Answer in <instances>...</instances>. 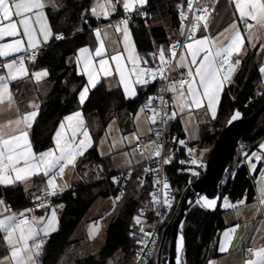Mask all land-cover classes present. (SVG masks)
<instances>
[{"label":"trees","instance_id":"1","mask_svg":"<svg viewBox=\"0 0 264 264\" xmlns=\"http://www.w3.org/2000/svg\"><path fill=\"white\" fill-rule=\"evenodd\" d=\"M182 1L147 0L144 7L138 8L140 12H147L146 17L140 15L135 17L134 23H131L134 40L141 52L147 50L151 36H159L163 31L162 27H154L148 34L145 33V23L148 22L153 11L164 9L174 20L175 27H178L177 10ZM87 3L88 0H73L69 11L70 18L65 19V25H59V19H57L54 26L55 32L61 31L65 37L62 40L53 41L35 56L38 60L37 66L47 68V81L51 83V88L47 93L38 94L40 102L38 115L30 130L31 143L35 152L52 146L53 133L59 122L66 114L73 112L78 107L77 94L84 84V78L77 73L74 64L67 62V58L88 40L87 32L89 30L80 31V27H85L87 23H95V20L90 17L87 21L81 20L79 27L77 25L80 21V14L86 8ZM19 83L20 81H14L12 86ZM155 89L156 85L150 84L143 94L139 93L133 98L126 99L118 85L109 86L105 80H101L95 88L89 91L80 109L86 116L94 115L97 118L98 127L92 133L91 146L83 151V155H80L76 161L75 169L81 177L80 181L53 201L52 205L62 204V212L57 229L44 240L42 253L38 258L39 264H129L122 260L114 261L112 255L119 248L128 253L127 256L133 264L135 244L133 239L128 236V228L131 217L137 208L148 202L152 187L138 185L137 178L141 167H137L134 168L131 177L124 185L121 195L116 197L118 192L116 182L109 176L112 170L108 168L107 157L98 153L97 142L113 118L119 121L123 130L128 131L132 116L142 105L146 96L154 94ZM263 102L264 89L257 66L256 49L247 48L241 55V63L233 73L231 81L225 85L217 116L201 127L197 146L210 148L225 120L234 109L240 110L243 115H248ZM173 126L177 127L175 124ZM262 137H264V112L253 128L241 137L243 151L247 153L254 149L257 141ZM233 167L235 173L226 178L221 192L232 198H240L244 194H247V197L251 193V186L246 175V166L244 163L236 162ZM203 168L204 165L199 167L195 174L192 171L179 172L175 162L166 167V175L171 181L175 194V206L164 220V226L173 215L187 182L194 180L203 171ZM110 195L117 198V206L115 217L106 230L104 246L98 252L86 257H77L72 251V245L75 243L73 233L77 224L96 199ZM0 196L10 206L24 209L34 195L20 183H15L0 186ZM48 208L36 211L42 212ZM224 226L222 210L219 208L206 210L193 205L183 222L186 264H205L208 256L214 253L217 235ZM158 245L143 264H156ZM166 250L167 241L163 244L162 256H165Z\"/></svg>","mask_w":264,"mask_h":264},{"label":"crops","instance_id":"2","mask_svg":"<svg viewBox=\"0 0 264 264\" xmlns=\"http://www.w3.org/2000/svg\"><path fill=\"white\" fill-rule=\"evenodd\" d=\"M72 2L73 0H44L45 8L43 9V13L45 17V22L48 28L50 29V35L48 40L44 41L43 35L39 31V25L34 24V26L37 29L36 38L38 41H40L37 47L34 48L37 54H39V52H41L48 45L53 43V41H59L65 37V34L62 33L61 31L55 32L56 30H54V26L57 19H59L58 22L59 25H65L64 24L65 19L70 18L69 11L71 10ZM97 2L98 0H88L87 6L85 9L82 10V13L80 14V21L77 24L79 27V25H81V20L87 21L90 17L93 18V20H95L94 24L87 23L85 27L82 26L79 29L80 31L89 30L87 32L88 40L85 43H83L81 46H79L73 55L67 58V62L74 64L77 73L83 76L84 78V84L79 89L77 94L78 107L73 112L66 114L59 122L55 132L53 133L52 146L40 152H35L33 150L37 154L48 151L50 149L55 150L56 147L55 134L57 131L60 130V125L62 123L65 125L64 132L67 134L68 138L71 139V131L68 128L69 122L66 120V118L69 116H74L76 112H80L82 114L83 124H85L84 129L88 124H91L92 127L94 125L93 131L98 127L97 118L94 115H88V116L84 115V113L80 109V106L85 102L89 94L88 92L84 102L81 103L80 101L81 92L86 86L89 88V91L92 89L91 85L88 84V75L84 71V57L81 53L82 49L84 48L89 49L92 65L96 70V78L98 79V83L101 80H105L109 86L118 85L123 93V96L126 99H130L135 97L139 93L143 94L144 91L147 89L148 85L135 84L134 83L135 76H132L131 80L129 81V92L131 93L134 90V94H126L125 86L120 82L119 74L115 71L116 63L111 60V57L117 54L121 55L123 57V63L125 67L130 71L132 65L128 61V52L125 49L126 46L129 49L134 47L135 53L141 58L140 67L147 68L156 64V55L159 54L161 49L164 51V54H166L167 41L175 38L178 35L179 28L175 27V24H173L174 20L171 19V17L164 9H158L156 11H153L148 22L145 23V27H146V28L144 27L145 33L148 34L151 31V29L154 27H162L163 31L159 36L158 35L151 36L150 37L151 42L150 44H148L147 50L141 52L137 48L136 42L134 40L130 20L128 18H124L122 20H117L113 22L110 21V19H114L119 15H122L130 11H125L122 6V3H118L116 4L115 10L109 11V14L107 16L93 15L91 9L96 6ZM99 2L103 3L104 0H99ZM203 2L208 3L212 9L211 16L207 23L208 27L207 29H205L204 26H202L201 24H196L193 30V34L191 36L192 39H188L186 44L194 43L195 40L202 39L205 36L210 38L218 37L217 44H219V41H223L226 36L230 35L231 33L230 25L233 23V21L235 20L239 24L238 13H236L235 4L233 0H203ZM146 4L147 2L142 7H144ZM138 8L141 7L137 6V8L135 9ZM14 19L18 20L19 18L14 17ZM33 20H35V17H33ZM123 20H127V28H128V32L130 33L128 40H125L124 37L123 30L125 26L124 24L121 23V21ZM249 22L252 23L251 21ZM7 23L8 21H3L2 23H0V27H3ZM240 28H241V33L245 38V44L244 47L241 49L240 54L238 56L234 54L232 58H239L241 61V55L245 52L247 48H255L257 53V66L261 75L262 88L264 89V72L261 71V69H264V28H261L259 26L254 27L251 30V34H252L251 41H249L248 39L249 33L244 30L243 25H240ZM97 33H99V35ZM221 33H223V35H221ZM59 36L62 37L58 39L57 37ZM17 39L22 40L24 50H22L19 53H12L8 57H0V65L11 63L14 59L18 60L20 53L24 52L25 50L33 49L28 47V39L22 34L16 37H7V36L3 37L2 39H0V45L10 44ZM101 44L103 45L104 48V55L102 57H98L95 55V51L97 48L101 47ZM253 45H255V47H253ZM213 50L215 51V49ZM203 55L204 53L201 52L200 55L197 57V63H199V60L203 57ZM181 56L185 58L184 62L190 63L192 59L189 50L186 47H184L178 56L175 66V76L172 81V83H176L178 91H179V82H180L179 76L180 74L187 72V68L180 69L177 67V65L182 62L180 60ZM101 59L108 60L109 62L108 66L110 71L112 72V75L105 76V74L102 71H100L99 61ZM144 60H147L148 63L147 64L143 63ZM37 62H38L37 57H35L34 59L32 58L24 61V65L28 75L15 80V81H20V83L14 87L12 86L14 81L9 82V89L12 93L14 104L11 107H9L7 101L3 104H0V126H6L4 127V131L10 135L15 134L13 132V129L16 128V125L15 123L9 124L8 122L15 121L19 115L29 114L33 111L37 112L38 115V108L40 103L38 94L47 93L51 88V83L47 81V76H48L47 68L44 66H37ZM190 66L193 69L196 67L195 65H190ZM238 67H235L234 71L231 72L229 79L230 81L233 76V73L236 71ZM45 71L47 72V75L37 80L35 77V73L45 72ZM0 75L6 76L7 69L0 67ZM225 85L226 84L224 83L222 91L219 94L218 103L214 105V109H215L214 117L212 114V110L208 109L206 101L203 107H200L198 109L195 107L191 109L185 108L183 111H181L178 103L176 102L177 93H173L170 91L171 117L172 114L175 113V116L171 118L170 124L172 126L175 124L182 129L183 138L197 144V141L199 140L200 137L201 127L217 116L221 95L225 88ZM186 88H187V84L185 83V90ZM185 94L187 95V92H185ZM150 100L151 103H149ZM152 101H153V93L148 94L146 96L142 105L139 106V108L132 116V121L129 124L130 129L128 131L130 132L134 131L136 132V134L139 135V139H137L135 143L140 141L142 143V149L140 150L137 147H135L136 152L128 150L129 151L128 155L130 159L129 161L126 160V156H125V164L122 167L136 165L142 162L149 154L150 148L153 145L152 121L150 119V116H147L145 114L144 110L149 106H151ZM33 104L38 105V107L33 108L32 107ZM140 108L143 109L142 112L139 111ZM37 115L32 120L31 122L32 124L34 123ZM141 118L145 119V121L141 122ZM73 123H75V121H73ZM21 127L23 126L21 125ZM189 127H191V130ZM30 130L31 128L28 129V133L31 142ZM77 135L80 134L78 133ZM262 145H264V137L260 138L257 141L256 147L254 149H252L247 153L243 152V162L237 159L230 168L228 176H233V174L235 173V169L233 165L236 162L245 164L246 175L249 179V183L251 186V193H249L247 197H246L247 194H244L240 198L238 197L232 198L231 196L227 194H222L221 192L217 208L222 210V216L225 222V226L219 231L215 242L214 253H211L208 256L205 264H246V261L248 259L255 258L254 256H249L248 250L250 248L254 250H258L259 248L264 247V202L261 201V188L264 187V180L261 178V171L264 168V147H262ZM86 149L87 148H85L83 151H85ZM207 150H208L207 147H197V150L195 151L197 164L193 170V173L197 174L198 172L197 169L202 165H204V161L207 156ZM98 153L102 156H106L104 154H101L99 150ZM254 153L256 154L255 156L253 155ZM257 156H259L260 159H257L256 158ZM253 164L256 165L255 169H253L252 167ZM108 168L112 171L118 169L111 167L109 163H108ZM95 170L98 171L97 169ZM80 178L81 177L76 172L75 167L69 165L65 169L63 175L58 176L56 178V184L58 188L63 187L66 189H70L73 187V185L76 182L80 181ZM17 183H20L27 191H29L33 195H36L41 191L52 190L47 185L46 178H44L42 174L33 176L31 179H29L26 182H17ZM7 185H13V184H7ZM0 186H6V185H0ZM106 198L107 199L109 198L112 202L110 203L109 201V203L107 204L105 200ZM113 198L116 200L115 205L113 204L114 203ZM0 201H3V204H0V219H3L5 216L8 215H12V214L19 215L22 212H27L28 214L27 218L29 220L33 218H36L37 220H41L42 218L41 224L38 225V226H42L43 223L47 222V219L50 216L49 215L50 207L42 212L29 211L28 209H22L18 207L17 208L13 207L14 210H10L9 209L10 205L6 202V200L2 196H0ZM116 203H117V198L115 196L110 195L106 197H100L96 199L86 211L87 213L92 208L97 211L98 214L92 216L94 224H96V222L99 221V219L104 220L103 226L101 227L99 233H97V240L100 241V239H102L103 242L101 244V247L98 248L96 252L101 250V248L105 244L106 230L110 222L115 217L116 211L114 213L112 211L114 207L116 210V206H117ZM226 205H231V206L229 207ZM54 206L60 209L59 216L57 217L59 223V217L61 215L63 206L62 204H56ZM6 208L7 210H5ZM86 213L82 216L81 220L77 224L74 233L77 232L82 220L85 218ZM236 225H239V227L236 228L235 232L230 237V243H228L227 245L228 251L221 252L220 251L221 244L226 243L224 233L229 232ZM52 232L53 231H49V234ZM91 234L93 237L94 234L93 232L84 231V232H80L78 237L75 236V238H73L75 239V243L72 245V251L77 257H86L90 255V254H85V255L81 254L83 251H81L80 244L83 241L89 242L90 241L89 235ZM47 236H43V240H45ZM2 237L3 234L0 233V261H2L3 264H14V261L11 262L10 259H5L6 257H10V249ZM127 254L128 253H126L125 251L119 248L114 251L112 256L114 261L122 260L125 262H129V264H132V261L130 260L129 256H127ZM130 257L132 259V254Z\"/></svg>","mask_w":264,"mask_h":264},{"label":"snow or ice","instance_id":"3","mask_svg":"<svg viewBox=\"0 0 264 264\" xmlns=\"http://www.w3.org/2000/svg\"><path fill=\"white\" fill-rule=\"evenodd\" d=\"M146 2L147 0H104L101 3L98 0L96 6L91 11L93 15L107 16L109 11L115 10L116 4L118 3H122L125 11H132L137 6L142 7ZM193 2L194 0H188L187 6L189 11L193 10ZM233 2L236 13H238L239 24L234 20L230 25V35L226 36L223 41H219V44H217L218 37L210 38L205 36L202 39L195 40L194 43L184 45L192 57L189 63L184 62L185 58L181 56L180 60L182 62L177 65L180 69L187 68V72L181 74L185 79L179 82V91L176 83H172L167 89H163L164 91L177 93L176 102L181 111L185 108L191 109L193 107L198 109L203 107L206 101L207 107L212 110L214 117V105L218 103L219 94L222 91L223 85L230 79L231 72L234 71L235 66L240 64L239 59L235 60V64L230 62V58L234 54L238 56L245 44V38L241 33L240 25H243L244 30L249 33V41L252 39L251 30L254 27L259 26L264 28V0H233ZM44 8V0H0V23L8 21L7 24L0 27V39L6 36L16 37L22 34L28 39V47L34 49L40 43L36 38L37 29L34 26V24H38L44 41H47L50 35V29L45 22ZM196 11L202 13V15L194 16L193 23L198 24L203 19L205 20L204 28L207 29V15L209 14L207 8L199 7ZM181 16L187 19L183 12ZM14 17L19 19H14ZM33 17H35V20H33ZM121 23L125 26L123 30L125 40H128L130 33L127 28V20H123ZM97 34L99 35V33ZM57 38L59 39L61 37ZM189 39H192V37L189 36ZM179 46V44L172 46V58L176 57L175 49ZM22 50H24L23 42L17 39L10 44L0 45V57H8L12 53H19ZM125 50L128 52V61L132 65L130 71L125 67L121 55H113L111 60L116 63L115 71L119 74L120 82L125 86L126 94H134V90L131 93L129 92V81L132 76H135V84H147L149 81L146 77L150 76L152 80H155L158 74L161 79H167L164 76V67L156 70L141 68V58L135 53L134 47L129 49L126 46ZM201 52L204 55L199 60V63H197V57ZM81 53L84 57V71L88 75V84L92 88H95L98 79L96 78V70L92 65L89 49L84 48L81 50ZM95 55L98 57L104 55L102 44L101 47L96 49ZM32 58L34 59L35 57L33 56ZM24 60L25 57H20L18 60L14 59L11 63L0 65V67L7 69L6 76L0 75V104L6 101L9 107L14 104L12 93L9 89V82L28 75ZM159 60L162 65L172 66V60L165 59V54L162 49L159 52ZM143 63L147 64L148 61L144 60ZM108 64L107 59H101L99 61L100 71L105 76L112 75ZM190 65H195L196 67L193 69ZM225 65H228L226 71L224 70ZM261 71L264 72V69H261ZM46 75V71L35 73L37 80ZM185 83L187 84L186 90ZM88 92L89 88L87 86L84 87L80 94L81 103L84 102ZM185 92H187V95ZM161 101L163 102V97H161ZM149 103H151V100ZM32 107L37 108L38 105L33 104ZM152 111L154 115L150 119L155 124L159 113L155 109H152ZM36 115L37 112L33 111L29 114L19 115L15 121H9V124L15 123L16 125V128L13 129L15 134H8L4 131V127L6 126H0V185L26 182L33 176L42 174L46 178L47 185L52 189L49 195H56L58 188L56 178L62 176L69 165H75L77 157L83 155V150L90 145L91 138L88 131L84 129L82 114L76 112L74 116L66 118L69 122L68 128L71 131V139L64 132L65 125L62 123L60 130L55 134V150L50 149L37 154L33 151L28 133V129L32 127L31 122ZM174 116L175 113L172 114V117L168 118L170 119ZM239 117L240 113L237 112L232 116V120H236ZM162 122H166V120H162ZM78 133L83 137L79 141L76 140ZM181 143L183 142L181 141ZM155 155L159 156L160 151L157 150ZM253 155L255 156L256 154L254 153ZM256 158L260 159L259 156ZM164 162L168 163L169 160L166 159ZM192 163H196V161L193 160ZM252 167L255 169L256 165L253 164ZM262 178H264V174H262ZM164 187L167 188L168 185L165 183ZM153 199L155 200L156 197L153 196ZM261 201L264 202V187L261 188ZM164 202L170 206L168 199H165ZM206 203L208 206H212L215 204V201H206ZM0 204H3V201H0ZM226 206L230 207L231 205ZM19 217L16 214H12L0 219V233L3 234L2 238L10 249V257H6L5 259L14 261V264H38V258L43 249V236H47L50 229L52 231L55 230L53 221L55 220L56 213L53 211L51 219L43 223L42 226H38L41 224L42 218L41 220H37L36 218L29 220L24 213H20ZM137 222L139 223V220ZM238 227L239 225H236L229 232L224 233L226 243L221 244V252L228 251L227 245L230 243V237ZM248 254L255 258L248 259L246 264H264V247L258 250L250 248ZM0 264H3V262L0 261Z\"/></svg>","mask_w":264,"mask_h":264},{"label":"built area","instance_id":"4","mask_svg":"<svg viewBox=\"0 0 264 264\" xmlns=\"http://www.w3.org/2000/svg\"><path fill=\"white\" fill-rule=\"evenodd\" d=\"M187 5L188 0H183L181 5L179 6L177 10L179 32L175 38L167 42L165 59H171L172 66L168 67L166 65H162L161 61L159 60V54H157L156 64L147 67L153 70L164 67V76L167 77V79H161L160 75L158 74L157 78L155 80H152V78L149 76L146 77L149 82L147 84H143L150 85L154 83L156 85V89L153 94L152 104L144 110L145 114L150 117L154 115L152 109H155L156 112L159 113L157 122L155 124L152 123L153 145L150 148L149 154L142 162L136 165H130L122 169L114 170L109 174V176L112 177V179L116 182V188L118 190L116 197H119L121 195L124 185L131 177L134 168L137 167H141L137 178L138 185L140 187L145 185H150L152 187L151 195L148 199V202L145 205L139 206L137 208L136 212L131 217V221L128 228V236L133 239L135 244L133 248V264H143L147 260L149 255L157 248L158 242H160L159 239L161 237V232L164 227V220L166 219L170 210L175 206V194L171 185V181L166 175V167L175 162L179 172H193L197 164L195 151L197 150L198 146L196 143L183 138V132L180 127H174L170 124L171 118H168L171 117L170 91L163 90L167 89L172 83L173 78L175 76V66L178 56L183 50L184 45L189 39V36H192L193 34V30L196 25L193 23L194 16L202 15V13L196 11V9L199 7L207 8L209 13L207 15V23L211 16L212 9L210 5L208 3H204L203 0H194L192 11L188 10ZM182 12L187 17V19L182 18ZM140 15L146 17L147 12H140L135 9L122 15H119L114 19H110V21L113 22L128 18L131 23H134L135 17H138ZM198 24L204 26L205 20L202 19ZM176 44H179L180 46L175 49L176 57L172 58L171 49L172 46ZM36 54L37 52L35 49L25 50L24 52L19 54V58L25 57L24 61H26L32 59L33 56L35 57ZM236 59L239 58L231 57L230 62L232 64H235ZM239 65H236L235 67H238ZM227 68L228 65H225L224 70L226 71ZM182 79H185V77L180 74L179 81H181ZM229 81L230 80L226 81L225 84H227ZM161 97H163V102L161 101ZM162 120H166V122H162ZM81 139H83L81 135L76 136L77 141ZM181 141L183 143H181ZM135 146L140 150L142 149V143L140 141L136 142ZM157 150L160 151L159 156L155 155V152ZM243 152V140L242 138H239L233 152L231 166L237 159L243 162ZM166 159L169 160L168 163L164 162ZM193 160H195L196 163H192ZM76 161L74 167L76 166ZM230 168L222 179V185L228 176ZM262 174H264V168L261 171V178ZM262 179L264 180V178ZM191 181L193 180L187 182L185 189L190 186ZM165 183L168 185L167 188L164 187ZM67 190L68 189L63 187L57 188L56 195H49L52 190L41 191L30 199L27 204V207L24 209H28L29 211H36L42 208L51 207L53 201L56 198L60 197ZM153 196L156 197L155 200L153 199ZM165 199H168L170 201V206L164 202ZM178 204L176 205L175 209L177 208ZM193 205L201 207L196 197H194L191 207ZM9 209L14 210V208L10 206ZM22 213H24L25 216L28 217L27 212ZM17 217L20 218L19 215H17ZM137 220H139V223L137 222ZM184 255L185 252H183L181 264H186L184 260Z\"/></svg>","mask_w":264,"mask_h":264},{"label":"water","instance_id":"5","mask_svg":"<svg viewBox=\"0 0 264 264\" xmlns=\"http://www.w3.org/2000/svg\"><path fill=\"white\" fill-rule=\"evenodd\" d=\"M237 112L240 113V117L232 120V116ZM263 112L264 102L248 115H243L240 110L234 109L225 120L214 144L209 148L203 171L183 191L177 208L162 229L156 264H181L185 248L182 225L194 197L206 210L217 208L221 195L222 179L231 166L237 141L253 128ZM206 201H215V204L208 206ZM167 236L168 240L166 239ZM165 241H167V250L166 255L162 258V246Z\"/></svg>","mask_w":264,"mask_h":264},{"label":"rangeland","instance_id":"6","mask_svg":"<svg viewBox=\"0 0 264 264\" xmlns=\"http://www.w3.org/2000/svg\"><path fill=\"white\" fill-rule=\"evenodd\" d=\"M141 111V108L139 109ZM138 111V112H139ZM142 112V111H141ZM145 119L141 118V122H144ZM85 125V124H84ZM93 128L91 124L86 125L85 129L88 131L89 136L91 138L90 145L87 146L86 148H89L92 144V133H93ZM191 130V127H189ZM139 139V135L136 134V132H130L123 130L121 126L119 125V121L116 118H113L107 125L105 131L101 133L99 136L98 142H97V148L101 154L106 155L108 159V163L111 165L113 168H118L122 169L125 167H122L125 164V156L126 160L129 161L130 157L128 155V150L130 151H135V141ZM207 153L209 151V148H207ZM126 151V152H125ZM124 153V154H123ZM126 154V155H125ZM121 167V168H120ZM127 167V166H126ZM117 170V169H116ZM73 171V170H72ZM114 199V198H113ZM107 204L112 202L109 198L105 199ZM115 199H114V205H115ZM95 205V204H94ZM50 216L47 220L51 219V214L53 211L56 213L55 220L53 221V227L56 229L57 224H58V219L57 217L59 216V211L60 209L57 208L56 206H51L50 207ZM115 207L113 209V213L115 212ZM97 211L94 210L93 208L90 209L85 215V218L82 220L77 232L74 233L73 238L78 237L80 232L88 231V232H93V237L92 234L90 236V241L89 242H82L80 244L81 251H83L81 254H91L93 252H96L98 248L101 247V244L103 242L102 239L97 240V233H99L101 227L103 226L104 220H100L94 224L93 217L94 215H97ZM34 215V214H33ZM183 226V225H182ZM84 230V231H83ZM49 231H52L51 229ZM168 240V236L166 237ZM163 249V246H162ZM80 255V256H83ZM166 255V254H165ZM164 256H162L163 258ZM12 262V261H11ZM164 264V263H162Z\"/></svg>","mask_w":264,"mask_h":264}]
</instances>
